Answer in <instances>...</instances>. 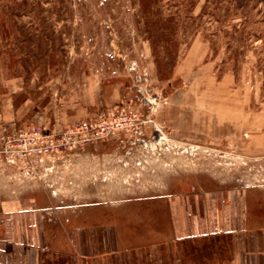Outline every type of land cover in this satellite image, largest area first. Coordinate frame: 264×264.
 <instances>
[{"label":"rangeland","instance_id":"rangeland-1","mask_svg":"<svg viewBox=\"0 0 264 264\" xmlns=\"http://www.w3.org/2000/svg\"><path fill=\"white\" fill-rule=\"evenodd\" d=\"M150 2L148 16L143 0H0V97L19 78L16 104L28 98L51 114L77 105L76 122L117 106L135 116L106 142L1 166L5 190L43 197L46 264H188L191 250L195 260L216 254L217 237L174 240L170 196L228 201L264 186V0ZM160 17L162 55L179 45L163 80L147 41ZM51 121L57 131L72 124Z\"/></svg>","mask_w":264,"mask_h":264},{"label":"crops","instance_id":"crops-1","mask_svg":"<svg viewBox=\"0 0 264 264\" xmlns=\"http://www.w3.org/2000/svg\"><path fill=\"white\" fill-rule=\"evenodd\" d=\"M9 84V90L0 97V126L14 129L24 122L50 124L52 118L62 126L75 123L81 115L82 110L72 111L80 107L77 105L52 108L51 114L28 98L16 104L21 82L18 78ZM2 165L0 162V168ZM43 202L42 196L17 185L5 190L0 178V264H46L48 236ZM168 209L175 241L201 237L221 240L216 254H199L201 257L195 260L196 253L191 250L188 264H264V186L250 185L228 201L193 190L170 196Z\"/></svg>","mask_w":264,"mask_h":264},{"label":"built area","instance_id":"built-area-1","mask_svg":"<svg viewBox=\"0 0 264 264\" xmlns=\"http://www.w3.org/2000/svg\"><path fill=\"white\" fill-rule=\"evenodd\" d=\"M124 107L101 110L95 118L79 121L62 131L47 123L11 129L0 126V162L10 166L55 161L90 144L106 142L128 133L134 123Z\"/></svg>","mask_w":264,"mask_h":264},{"label":"trees","instance_id":"trees-1","mask_svg":"<svg viewBox=\"0 0 264 264\" xmlns=\"http://www.w3.org/2000/svg\"><path fill=\"white\" fill-rule=\"evenodd\" d=\"M151 0H143V5L146 6V14H148V16L150 15V12L148 11V8H150L151 6ZM149 23V27H150V33L147 37V41L150 43V47H151V51H152V55L154 58V63L156 65V69H157V74L160 80L163 79H168L169 75L172 72L173 67L175 66V63L177 61L178 58V52H179V45L177 43L176 44V52L169 54L168 51L166 52V54L168 53L169 55L167 56H163L162 53H164V51L162 52L163 49V45H161L163 43V37L165 36V29H166V25L163 17H160L158 23L160 24V27L158 28V30H153L152 26V20ZM154 25H157V22L154 23ZM152 28V29H151ZM165 50H167V48L164 47ZM170 66L169 69L166 68Z\"/></svg>","mask_w":264,"mask_h":264}]
</instances>
